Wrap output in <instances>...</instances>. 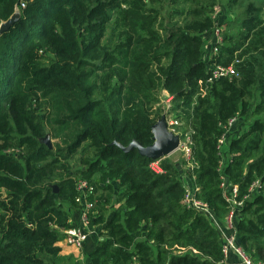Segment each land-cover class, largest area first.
<instances>
[{
    "label": "trees",
    "instance_id": "1",
    "mask_svg": "<svg viewBox=\"0 0 264 264\" xmlns=\"http://www.w3.org/2000/svg\"><path fill=\"white\" fill-rule=\"evenodd\" d=\"M18 1L0 0V23ZM26 1L0 33V264H81L59 245L83 210L80 179L94 188L87 215L102 223L99 239L91 233L84 241L95 242L84 263L239 264L223 255L214 224L182 202L185 184L197 185V197L221 219L229 208L222 177L242 200L235 243L264 264L262 3L247 0L236 31L229 23L207 61L204 35L219 22L206 0L187 10L177 0ZM213 63L233 64L237 74L208 81ZM161 92L162 100L172 96L166 113L175 112L178 130L190 132L193 172L161 158L155 171L154 159L114 143L153 142ZM250 108L257 117L241 130ZM47 134L51 147L41 141ZM110 201L118 206L105 220Z\"/></svg>",
    "mask_w": 264,
    "mask_h": 264
},
{
    "label": "built area",
    "instance_id": "2",
    "mask_svg": "<svg viewBox=\"0 0 264 264\" xmlns=\"http://www.w3.org/2000/svg\"><path fill=\"white\" fill-rule=\"evenodd\" d=\"M19 4L21 7H25L27 2L26 0H19ZM212 39L209 44H205V49L209 51V55H211V58L215 56L218 52V45L222 43V37H221V30L218 26H215L212 29ZM209 47V48H207ZM205 50V52H206ZM208 55V56H209ZM208 59L207 61H209ZM237 72L233 66V64L223 65L221 63H213L210 68V75L208 77V81H212L215 78L221 77V76H231L236 75ZM172 96L169 94H165V101L163 100L164 110V116L165 121L168 129L172 131L173 133L177 134L179 137V143L177 148H180L183 151V157L184 162L186 163V169L193 172L194 168L197 167V162L194 160L192 155V148H191V138H190V132L189 130H186L184 134L182 135L181 131L178 130V125L181 123L177 118L169 117L166 113L168 111V107L170 105ZM238 116H233L230 118L227 123L224 125V132L221 134V136L218 139L217 148L219 150H222L225 146L226 142V133L231 129L233 124L237 121ZM240 133V132H237ZM235 134V133H234ZM233 134V135H234ZM237 135V134H236ZM234 137V136H233ZM175 149V150H176ZM158 160H154L153 162H157ZM155 171H160L161 169L156 165L153 167V164L151 162L150 165ZM194 178V174L192 175ZM222 177V176H221ZM220 187L223 189V196L228 202V211L223 218V220L220 222L218 219L216 220L214 212L209 207L208 203L203 201L202 199L198 198L196 195V191H198L199 187L191 186L190 183L185 184V193L182 198V202L189 208H194L198 210L201 214H203L207 219H209L215 227L220 232L221 238H222V253L225 256V258L230 254L233 253L237 257V262L239 264H262L261 262L255 261L252 259L250 255H248L238 244L235 243V235L236 230L233 223V217L235 212V206L241 205L242 200H237V193H238V185L237 184H231L228 183L224 177H222V181L220 183ZM259 187V181L255 180L249 187V191H253L254 189H257ZM77 188L81 190V195L78 196L76 199L77 201L81 202L83 204V210L80 214V223L73 225L67 229L64 230V241L66 244L75 247V248H82L84 241L87 239L88 235L91 233V231H88L86 228L87 222V212L89 209L93 208L94 202L88 201L86 197L89 195V193H92L93 186L88 185V182L84 179H80L77 183Z\"/></svg>",
    "mask_w": 264,
    "mask_h": 264
},
{
    "label": "rangeland",
    "instance_id": "3",
    "mask_svg": "<svg viewBox=\"0 0 264 264\" xmlns=\"http://www.w3.org/2000/svg\"><path fill=\"white\" fill-rule=\"evenodd\" d=\"M177 1H178L177 6L178 7H186L185 10H187V8H189V7L195 6L198 3V0H190V1L177 0ZM200 1L202 3L203 0H200ZM242 1H243V4H241V5L240 4H236V5H234L231 8H228L227 3H226L227 0H206L205 1V3L209 4V5L211 3H213L210 7H213L215 5L213 7V12L211 13V16H213V18L216 20V22H219L216 26H218L220 28V30H221L222 39L225 36V31H226L229 23H231V26H232L231 29H233V31H236V29L238 27V24H237V22H235V20L239 16H241V14H239V13L243 12L244 5L247 2V0H242ZM252 1H256V2L262 3V6H263L262 15H263V18H264V0H252ZM209 5H207V6L209 7ZM22 9H23V7H21V5L19 4V1H18L17 3L14 4L13 13H18L20 15V13L22 12ZM178 17L179 16H177V18ZM4 21H1V22H4ZM211 33H212V31H211ZM208 55H209V51L206 50V52L203 55L205 60L212 59L214 57L213 56L211 58V55H209V56ZM163 93L164 92H161V102H160V104L163 103V100H162L163 99ZM171 104H173V101L170 102V105ZM155 105L157 107L158 103L155 104ZM170 105H169V107H170ZM169 107L167 109H169ZM170 113L174 114L175 112H170ZM170 113L168 114V116L169 117H173V115L170 114ZM255 117H257V116H254L253 114H251V108H250V110L247 112V114H245L244 116H241V120L243 121V124L241 125V127H242L241 130H244ZM262 117H264V114L262 115ZM49 139H50V143L56 141V140H54L53 138H50V137H49ZM160 158L162 159L161 161H164L165 159H169V160H171L173 162L178 163L180 165L179 168H178L180 170V172H182V168L186 170V163L184 162L185 159L183 157V151L180 148H177L176 150L174 149L170 154L165 155V156L160 157ZM160 158L154 159V160H158L157 162H153L154 160L152 161L153 167L156 168V165H158V167L161 169V167L159 165L160 164ZM150 165H151V162H150ZM156 169H158V168H156ZM160 171H162V169ZM112 202L113 201H110V204L107 203L108 205H106V208L103 210V215H104L105 220L108 219V217L110 215V212L112 210V206H113V208L118 206L117 202H115V203H112ZM74 214L75 213L73 211H71V217ZM222 217L223 216L220 217L221 219H219L218 217L217 218L215 217V218H216V220L218 219V221L221 222L225 216L223 218ZM87 222L88 223L86 224V228L88 229V231H91L92 234H96L97 235V232H99L101 230V228H102V223H92V221H91L89 216L87 218ZM60 242L65 243L64 238ZM65 245H67V246H61L62 247L61 254H64V255L72 254L75 258H77L81 262V264H86V263H84L85 262L84 260H81L79 258L80 254H81L80 251L82 252V249L81 250H79L78 248L72 249L71 247H68L70 245H68L66 243H65ZM70 250H74V252H72ZM173 251H175L176 253H182V252L197 253V250H195V249L189 250L188 248H176L175 247Z\"/></svg>",
    "mask_w": 264,
    "mask_h": 264
},
{
    "label": "water",
    "instance_id": "4",
    "mask_svg": "<svg viewBox=\"0 0 264 264\" xmlns=\"http://www.w3.org/2000/svg\"><path fill=\"white\" fill-rule=\"evenodd\" d=\"M18 18L19 14L13 13L7 20L1 22L0 33L13 25ZM151 131L153 142L147 146H143L136 140H132L127 146H122L117 142L114 143L118 144L124 151L136 148L139 154L152 159H158L168 155L178 146L179 137L168 129L164 114H161V116L152 124ZM41 141L46 143L48 147H51L48 134L41 138ZM176 166L179 168L180 165L176 163ZM53 189L54 191H57V186L53 185Z\"/></svg>",
    "mask_w": 264,
    "mask_h": 264
},
{
    "label": "crops",
    "instance_id": "5",
    "mask_svg": "<svg viewBox=\"0 0 264 264\" xmlns=\"http://www.w3.org/2000/svg\"><path fill=\"white\" fill-rule=\"evenodd\" d=\"M204 37H206V40H207V42H206V44H209L210 42H211V39H212V35H211V32H209V33H206V35H204ZM207 48H209V47H207ZM73 220H75V221H73ZM72 222H74V223H76V219H72ZM79 222H80V216H79V221H78V223L77 224H79ZM94 236V238H93V241H97L98 239H99V235H93ZM92 241V239H89V240H87L85 243H84V246L82 247V248H80L79 250H81L82 249V252L80 251V253L82 254H80V259L81 260H84V261H86V254L93 248V246H94V243L95 242H93ZM59 245L60 246H67V245H65V243H63V242H59ZM68 247H71L72 249H74L75 247H72V246H68ZM76 249V248H75ZM78 250V249H77ZM62 251V250H61ZM70 251H72V252H74V250H70ZM231 259H233L234 261L236 260V258L235 257H232Z\"/></svg>",
    "mask_w": 264,
    "mask_h": 264
}]
</instances>
